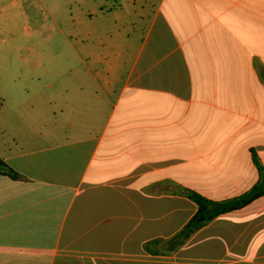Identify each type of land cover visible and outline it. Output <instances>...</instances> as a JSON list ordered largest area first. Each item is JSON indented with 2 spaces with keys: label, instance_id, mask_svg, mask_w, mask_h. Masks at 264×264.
I'll list each match as a JSON object with an SVG mask.
<instances>
[{
  "label": "crops",
  "instance_id": "obj_1",
  "mask_svg": "<svg viewBox=\"0 0 264 264\" xmlns=\"http://www.w3.org/2000/svg\"><path fill=\"white\" fill-rule=\"evenodd\" d=\"M125 5L133 34L122 48L73 47L80 64L61 63L66 87L37 95L56 107L65 93L72 138L43 130L48 113L11 86L0 97V160L23 177L0 174V264H195L185 250L215 227L239 247L224 248L233 264H264V197L205 223L177 251L167 246L198 212L187 191L222 202L261 179L264 0ZM186 206L170 234L164 215Z\"/></svg>",
  "mask_w": 264,
  "mask_h": 264
},
{
  "label": "rangeland",
  "instance_id": "obj_2",
  "mask_svg": "<svg viewBox=\"0 0 264 264\" xmlns=\"http://www.w3.org/2000/svg\"><path fill=\"white\" fill-rule=\"evenodd\" d=\"M117 9H120V24L115 25ZM131 11L125 5V0H0V97L7 99V85L11 86L12 92L19 93L25 100L29 99L28 108L32 105L34 112L48 113V121L44 123L43 130L56 128L60 131V139L72 138L70 116L64 101L65 93H60L63 100H59L56 107L50 106L37 95L54 97L61 91L59 85L63 83L66 87L71 74L65 67H61V63L73 60L80 64L76 54L72 52L73 47L80 49L82 45H94L93 52L97 56L103 53L100 51L102 47L121 49L133 34ZM88 30H94L96 36L86 37ZM102 30L108 35L102 36ZM130 51L129 48L128 53ZM52 61L56 65L50 67L49 62ZM81 67L80 65L74 69L76 75L81 74ZM121 87L122 85L119 89ZM77 91L74 85L69 96L70 102ZM116 98L117 96L112 101L113 105L108 107L109 113L113 110ZM7 107L6 103L4 113ZM60 110H66V114L62 115ZM54 112L57 114L56 118L52 115ZM188 211L189 207L186 206L176 215L171 211L164 215L163 220L171 222L168 228L170 234L179 228L188 216ZM210 231L192 239L185 253L201 259L194 261L197 264H233L234 254L224 253V248L229 249L232 245L221 242L218 227ZM211 246H215V249L209 251ZM232 248L236 251L239 249L238 245ZM244 254L243 257L250 255L248 252ZM223 256L227 258L225 261L214 262L207 259Z\"/></svg>",
  "mask_w": 264,
  "mask_h": 264
},
{
  "label": "trees",
  "instance_id": "obj_3",
  "mask_svg": "<svg viewBox=\"0 0 264 264\" xmlns=\"http://www.w3.org/2000/svg\"><path fill=\"white\" fill-rule=\"evenodd\" d=\"M1 111V102H0ZM254 162L260 172V181L253 188H251L245 194L229 199L222 202H215L208 200L201 195L187 191L186 195L198 205V212L194 217L186 224L185 228L177 234L168 244V249L173 251L179 247L185 245V243L191 238V236L198 230H200L205 223L214 220L215 218L239 211L259 198L264 197V168L254 156ZM0 174L8 176L13 180H22L23 177L10 168L5 162L0 160Z\"/></svg>",
  "mask_w": 264,
  "mask_h": 264
}]
</instances>
